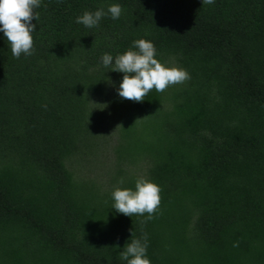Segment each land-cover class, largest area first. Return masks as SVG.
Masks as SVG:
<instances>
[{
    "label": "trees",
    "instance_id": "16d2710c",
    "mask_svg": "<svg viewBox=\"0 0 264 264\" xmlns=\"http://www.w3.org/2000/svg\"><path fill=\"white\" fill-rule=\"evenodd\" d=\"M101 9L98 26L76 23ZM35 11L33 55L14 57L0 32V264H127L132 233L151 264H264V0ZM139 39L190 79L121 98L124 74L102 57ZM139 177L162 188L151 220L113 209Z\"/></svg>",
    "mask_w": 264,
    "mask_h": 264
},
{
    "label": "clouds",
    "instance_id": "9594fccd",
    "mask_svg": "<svg viewBox=\"0 0 264 264\" xmlns=\"http://www.w3.org/2000/svg\"><path fill=\"white\" fill-rule=\"evenodd\" d=\"M202 2L203 5H210L214 0H202ZM38 7L40 0H0V32L4 33L11 54L16 58L22 54L25 56L34 54L32 33L36 31V25L32 24V21L39 19V14L35 11ZM121 12L122 8L118 4L108 8V13L114 20L119 19ZM105 15L103 9L94 13L86 11L82 16L77 17L76 23L88 28L96 27ZM133 49L136 50L129 49L117 55L114 63L112 55L105 53L102 57L104 67H111V71L124 74L118 89L121 98L142 103L152 90L163 93L169 87L183 84L190 79L185 69L168 67L161 63L156 58V48L151 41L136 40L133 42ZM123 183L122 178L120 184ZM161 192L160 186L144 177H139L134 189L121 187L114 189L111 193L114 201L113 209L129 217L147 214V219L151 220L159 211ZM132 237L120 253V259L127 261V264H151L150 259L147 258V236L143 237V241L134 238L133 233Z\"/></svg>",
    "mask_w": 264,
    "mask_h": 264
}]
</instances>
